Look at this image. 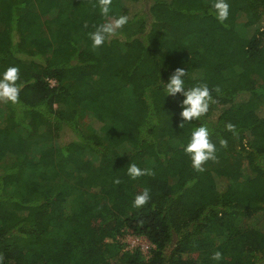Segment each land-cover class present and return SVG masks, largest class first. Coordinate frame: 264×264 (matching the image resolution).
<instances>
[{
  "label": "trees",
  "instance_id": "16d2710c",
  "mask_svg": "<svg viewBox=\"0 0 264 264\" xmlns=\"http://www.w3.org/2000/svg\"><path fill=\"white\" fill-rule=\"evenodd\" d=\"M227 2L220 22L213 0H111L107 15L99 0H0V71L17 66L20 85L0 101V264H264V0ZM116 12L136 30L93 47ZM176 67L213 97L182 127L162 87ZM200 123L217 147L203 171L184 151Z\"/></svg>",
  "mask_w": 264,
  "mask_h": 264
},
{
  "label": "clouds",
  "instance_id": "9594fccd",
  "mask_svg": "<svg viewBox=\"0 0 264 264\" xmlns=\"http://www.w3.org/2000/svg\"><path fill=\"white\" fill-rule=\"evenodd\" d=\"M111 0H99L100 13L107 15L110 10ZM214 10L216 19L220 22L225 21L229 16V3L227 0H213L211 5ZM129 21L126 14L116 15L108 22L97 24L95 30L89 33L93 47H99L109 38L114 36L118 30L122 29ZM186 70L183 67H176L167 81H163L162 87L166 96L176 97L180 95L178 101L180 107L179 116L181 117L179 127L183 122H191L204 116L209 110L210 101L213 97L211 89L205 82H198L187 85ZM19 79V69L15 65H10L0 71V101L15 103L19 96L20 85L16 82ZM226 129L234 130L232 123L225 125ZM221 147L226 146L227 141L223 138L219 139ZM185 153L189 154L191 165L197 171H203L202 165L207 160L216 158L217 147L211 140V129L206 123H200L190 130L187 143L184 145ZM145 169L139 167L136 163H129L127 167V175L133 179L146 174ZM114 182L119 183V179ZM150 199L148 188H144L142 192L134 195L133 206L141 207ZM221 253L216 251L212 254L213 260H219Z\"/></svg>",
  "mask_w": 264,
  "mask_h": 264
},
{
  "label": "rangeland",
  "instance_id": "374dc122",
  "mask_svg": "<svg viewBox=\"0 0 264 264\" xmlns=\"http://www.w3.org/2000/svg\"><path fill=\"white\" fill-rule=\"evenodd\" d=\"M142 4H134L132 5L129 16L135 13L136 11H142ZM116 15H119V12L107 16L106 19L104 20L105 22L110 21L113 19ZM138 22H132L131 24L125 25L122 29L118 30L119 33L124 34L125 36H130L137 28ZM91 120L90 116L86 117V121ZM93 122L97 125V123L93 120ZM65 139H70L69 136H67ZM259 225H261L262 228H264V218L260 221ZM120 241L124 244L126 250H134L138 248L141 253L148 257L150 254V249L153 247V244L145 237V236H135L131 234H124L123 236L120 237Z\"/></svg>",
  "mask_w": 264,
  "mask_h": 264
}]
</instances>
